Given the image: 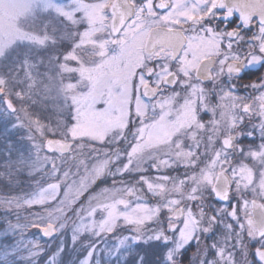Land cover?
<instances>
[{
  "label": "snow or ice",
  "instance_id": "1",
  "mask_svg": "<svg viewBox=\"0 0 264 264\" xmlns=\"http://www.w3.org/2000/svg\"><path fill=\"white\" fill-rule=\"evenodd\" d=\"M0 117V264H264V0H0Z\"/></svg>",
  "mask_w": 264,
  "mask_h": 264
},
{
  "label": "rangeland",
  "instance_id": "2",
  "mask_svg": "<svg viewBox=\"0 0 264 264\" xmlns=\"http://www.w3.org/2000/svg\"><path fill=\"white\" fill-rule=\"evenodd\" d=\"M0 121L5 123V125H6V121L2 117H0ZM21 135H23V130H20V132H18V133H12V135L9 137L8 132L5 130V126L4 127H0V139H2L5 142V144H6L7 140H12L14 138V141L16 140L15 142L17 143V147L20 148L21 150H24V149L27 148V142L26 141H21V139H20ZM3 141H1L2 144H0V146H4L5 147V144H3ZM3 151H5V148L3 149ZM6 155H7L6 151L4 152V155L0 154V163H2V158L4 156H6ZM0 213L3 214V220H4V215L5 214L2 211H0ZM0 218H1V216H0ZM29 236L30 237H35L36 239H42V241L46 245L49 244V241L47 240V238H42L38 234L37 230L30 231L29 232ZM12 242L13 241H12L11 237H7L5 239H0V246L11 244ZM54 248H55V242H51L49 250L54 249ZM17 262H18V264H20L19 258H17Z\"/></svg>",
  "mask_w": 264,
  "mask_h": 264
},
{
  "label": "trees",
  "instance_id": "3",
  "mask_svg": "<svg viewBox=\"0 0 264 264\" xmlns=\"http://www.w3.org/2000/svg\"><path fill=\"white\" fill-rule=\"evenodd\" d=\"M5 126V123H3L2 121H0V127H4ZM13 141H14V138L12 139ZM1 141H3L2 139H0V144H2V142ZM16 141V140H15ZM3 144H5V142L3 141ZM6 145V144H5ZM5 147L4 146H0V154H2V155H4V152L5 151H3V149H4ZM0 216H1V218H0V228H2L3 227V214L2 213H0ZM7 241V240H6ZM5 241V242H6Z\"/></svg>",
  "mask_w": 264,
  "mask_h": 264
},
{
  "label": "flooded vegetation",
  "instance_id": "4",
  "mask_svg": "<svg viewBox=\"0 0 264 264\" xmlns=\"http://www.w3.org/2000/svg\"><path fill=\"white\" fill-rule=\"evenodd\" d=\"M251 79L254 80V79H256V77L252 76ZM249 82H250L249 78L246 77L244 80L240 81V84L243 85V84H247ZM241 91H243V89H241Z\"/></svg>",
  "mask_w": 264,
  "mask_h": 264
}]
</instances>
